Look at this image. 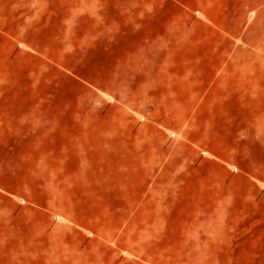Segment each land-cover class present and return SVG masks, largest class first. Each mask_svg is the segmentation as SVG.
<instances>
[{
    "label": "rangeland",
    "instance_id": "1",
    "mask_svg": "<svg viewBox=\"0 0 264 264\" xmlns=\"http://www.w3.org/2000/svg\"><path fill=\"white\" fill-rule=\"evenodd\" d=\"M159 4L0 0V264L228 262L226 255L192 254L199 243L193 229L202 223L183 224L186 239L178 243L166 240L169 225L133 221L144 208L130 206L131 175L151 178L166 166L204 169L214 178L219 203L188 215L229 216L232 226L241 216L264 217L260 166L238 162L247 151L264 159V108L242 106L256 99L264 107V95L198 97L208 109L192 113L205 125L194 143L148 116L146 104L162 97L130 95L146 83L143 72L130 69V42L149 41L146 25ZM231 40L237 45L238 34ZM230 66V76H239L238 65ZM262 74L264 83V65ZM214 137L220 142L211 145ZM86 201L101 205L96 231L86 226Z\"/></svg>",
    "mask_w": 264,
    "mask_h": 264
},
{
    "label": "crops",
    "instance_id": "2",
    "mask_svg": "<svg viewBox=\"0 0 264 264\" xmlns=\"http://www.w3.org/2000/svg\"><path fill=\"white\" fill-rule=\"evenodd\" d=\"M159 2L160 6L149 14L146 25L149 41L130 42V69L143 72L141 79L146 81L143 87L130 88V95L162 97L164 102L151 99L146 104L148 116L167 128L185 131L189 141L194 143L204 134L205 125L200 121L199 111L192 113L201 110L199 108L208 109V103L199 107L198 97L264 95V0ZM250 10H254L255 19L248 25ZM232 33L239 36L237 45L231 40ZM230 65H238L234 70L240 71L239 76H230ZM5 96L4 89L0 88V113L6 110ZM170 97H174L175 102ZM246 102L242 104L245 110L264 108L256 104V99L254 104ZM186 121L188 128L184 126ZM218 142L216 137L208 139L211 145ZM210 152L221 159L212 147ZM245 157L242 162L238 161L241 167L260 166L259 175H264L263 158L249 151ZM164 159L159 157L160 161ZM153 172L151 178H143L140 173L131 175L130 206L146 209L132 217L134 222L155 221L169 225L165 227L166 240L181 243L186 239L182 225L194 220L204 226L193 229L199 243L197 248H192V254L229 256L228 262L218 264H264V217L241 216L239 226H232L236 222L229 216L188 215L189 209L200 204L214 207L219 203L213 198L214 178L207 170L198 168L166 166ZM85 207L88 209L86 226L96 231L103 223L102 211L97 210L101 205L86 201ZM93 207L95 209L90 210ZM256 223L260 226H247Z\"/></svg>",
    "mask_w": 264,
    "mask_h": 264
},
{
    "label": "built area",
    "instance_id": "3",
    "mask_svg": "<svg viewBox=\"0 0 264 264\" xmlns=\"http://www.w3.org/2000/svg\"><path fill=\"white\" fill-rule=\"evenodd\" d=\"M248 14H249V15H252V12L250 11ZM141 120H144V119H141ZM234 171H236V169H234Z\"/></svg>",
    "mask_w": 264,
    "mask_h": 264
}]
</instances>
